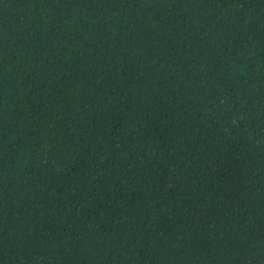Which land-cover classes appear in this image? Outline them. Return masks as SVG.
<instances>
[{
  "label": "trees",
  "instance_id": "1",
  "mask_svg": "<svg viewBox=\"0 0 264 264\" xmlns=\"http://www.w3.org/2000/svg\"><path fill=\"white\" fill-rule=\"evenodd\" d=\"M0 264H264V0H0Z\"/></svg>",
  "mask_w": 264,
  "mask_h": 264
}]
</instances>
